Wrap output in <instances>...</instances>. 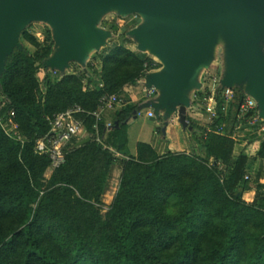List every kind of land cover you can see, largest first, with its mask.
I'll return each instance as SVG.
<instances>
[{"label":"trees","instance_id":"16d2710c","mask_svg":"<svg viewBox=\"0 0 264 264\" xmlns=\"http://www.w3.org/2000/svg\"><path fill=\"white\" fill-rule=\"evenodd\" d=\"M37 24L22 25L2 59L0 117L13 112L20 138L0 122V264H264V134L232 137L235 104L222 109V88L207 124L185 117L191 151L158 155L137 142L129 154L126 124L140 103L124 88L159 64L138 50L127 28L84 70L46 72L54 39ZM104 94L127 101L112 112L108 131L92 115ZM73 106L82 110L76 117L85 135L45 176L50 160L35 153V143L50 118Z\"/></svg>","mask_w":264,"mask_h":264},{"label":"water","instance_id":"95a60500","mask_svg":"<svg viewBox=\"0 0 264 264\" xmlns=\"http://www.w3.org/2000/svg\"><path fill=\"white\" fill-rule=\"evenodd\" d=\"M103 1L0 0V72L2 59L16 44L22 25L40 16L53 20L61 44L60 53L54 57L51 52L45 60V66L47 61L51 63L50 71H57L54 66H62L70 58H77L80 63L89 61L93 53L109 46L107 38L113 37L110 30L94 24L93 17L102 8ZM113 1L120 5L119 10L114 11L122 17L139 8L150 12L153 19L150 25L131 28L127 34L135 36L140 52L154 56L161 65L159 70L144 75L147 87H153L160 95L140 103L133 110L132 118L140 109L150 108L153 113L151 118L161 117L166 124L174 117L187 127L185 108L190 105L191 94L184 86L199 88L194 69L196 66L203 69L211 63L212 58L207 54L211 34L217 20L224 18L231 25L234 60L228 76L222 77L219 86L222 89H237L251 96L256 102L259 118L264 121V58L254 61L255 37L264 21V0ZM112 5L113 2L110 3V10H113ZM253 64L254 85L247 87L235 82L234 79ZM58 71L64 72L62 69ZM114 127H117V122H114ZM88 140L86 137L77 145Z\"/></svg>","mask_w":264,"mask_h":264},{"label":"rangeland","instance_id":"374dc122","mask_svg":"<svg viewBox=\"0 0 264 264\" xmlns=\"http://www.w3.org/2000/svg\"><path fill=\"white\" fill-rule=\"evenodd\" d=\"M111 2H113V10H110ZM119 6L120 5L115 3L113 0H104L102 8L93 17L95 25L108 29L113 33V37L107 38V41L110 43L109 46L120 42V38H118V35L123 29L144 27L150 25L153 22L150 12L145 8H139L137 10H134L131 15L122 17L114 11V9L119 10ZM132 15H135V17L133 16L132 19H130ZM34 21L38 23V28H40L41 24L43 23L52 29V34L55 39V44L52 50V56H57L61 51V44L58 40V33L55 23L52 19L46 16H40L38 18H35ZM112 23L118 26L117 31H114L109 28ZM211 36L212 41L210 46L208 47L207 54L212 58V61L203 69L197 68L196 66L193 72L196 77L195 80L199 84V88L194 89L192 85L184 86V88H187L191 94L190 108H188V112L185 113V117L188 116L191 120H196L199 124L202 125L207 124L210 118V116L206 113L204 109V98H207L208 96L214 94V91L219 86L222 77L228 76V73L232 68L234 60V43L229 20L224 18L218 19ZM138 44H140V39H138ZM22 45L25 46L29 51H32V49L27 46L24 42H22ZM261 58H264V21L262 22L257 31L254 44V61L260 60ZM91 60L95 64H97L95 58ZM87 62L88 61L80 63L77 58H70L65 62L64 65H55L54 68L57 71L62 69L65 73L80 72L86 67ZM50 64L51 63L47 61V64L45 66L46 72L51 70ZM254 70V64L247 67L241 72L240 76L234 79L235 82H238L241 86H253L256 77ZM235 91L239 90L235 89ZM154 93L155 94H152L146 99L143 98V100H140V98H138V100L136 101L142 103L145 100L155 99L157 98V96L160 95V93L158 92ZM241 93L245 94L243 92ZM136 96L139 97V94L135 93V97ZM145 112L146 108L140 109L136 115L135 120L131 121V124H133L132 127L134 129L149 134L153 130L155 122L150 118L146 117ZM84 135L85 133H82L78 137H82ZM131 145H129V147H131ZM49 173L50 171L46 170L45 176H48ZM118 177L119 174L116 172L113 175L111 185L104 198V207L102 212L106 210L107 206L111 202V199L118 184Z\"/></svg>","mask_w":264,"mask_h":264},{"label":"built area","instance_id":"2783aa9c","mask_svg":"<svg viewBox=\"0 0 264 264\" xmlns=\"http://www.w3.org/2000/svg\"><path fill=\"white\" fill-rule=\"evenodd\" d=\"M133 16L135 17V15H132L130 19H132ZM151 59L156 62L154 58ZM98 85L99 87L102 86L101 83ZM154 92V88L150 87L144 92L142 97L146 99L154 94ZM235 92L237 91L231 88H224L221 91V96L224 102L223 110L228 105L235 104L236 120L233 129L241 133V137L246 136L247 134L261 136L264 134V121L258 116L255 100L246 94H243L242 97H238ZM213 95L204 98V109L210 118L215 116V111L213 109ZM126 102L127 101L122 95L104 94L100 97L97 110L93 112L92 115L97 122L103 117V114L106 111L116 110ZM79 112H82V110L78 106H73L55 114L48 120L50 126L49 132L36 141L34 147L35 153L45 154L50 160V166L47 169L48 171L51 172L63 162L67 145L73 139L79 138L78 136L84 133L83 120L76 117V114ZM145 115L148 118L152 117V109H146ZM12 116L13 112L9 111L6 120H3V118L0 117V122L7 134L14 135L19 139L20 137L16 133L17 124L12 119ZM96 122L93 125L94 128H97ZM111 127V121L105 123L106 130H109ZM232 137H235V133L232 134ZM96 140L102 143L103 137L97 135ZM116 155H118V153H116ZM247 177L248 176L246 175L245 178Z\"/></svg>","mask_w":264,"mask_h":264},{"label":"crops","instance_id":"0c3cea01","mask_svg":"<svg viewBox=\"0 0 264 264\" xmlns=\"http://www.w3.org/2000/svg\"><path fill=\"white\" fill-rule=\"evenodd\" d=\"M150 58H154L156 60V63L159 64V67L157 69H152L150 70V72H155L159 70L161 68V65L158 59L154 56H150ZM147 89L148 87L145 84V77L143 76L139 78L134 85L126 86L124 88V91L127 93V95H129L131 100L136 101L138 100V98H140V100H143L142 96ZM135 93L139 94V97H135ZM229 107L230 105H228L224 109V111L227 112ZM188 108H190V105L185 108V113L188 112ZM113 111L114 110H108L103 114V119L105 122L111 121ZM135 118H132L126 124V136L128 141L126 152H128L129 154H134L135 145L137 142L148 143L158 155L166 153L169 149L186 151L192 150L189 142V134L187 127L182 126L174 117H171V119L168 120L166 126H163V121L161 117L156 119L150 117V119L153 120L155 124L153 126V130L149 134L141 132L140 130H136L132 127L133 124H131V121L135 120ZM107 131H105L102 135L103 140L105 139ZM233 133H235V136L241 137V133L235 131L234 129ZM129 145H131V147H129Z\"/></svg>","mask_w":264,"mask_h":264}]
</instances>
